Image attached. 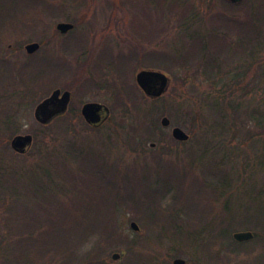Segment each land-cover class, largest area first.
Instances as JSON below:
<instances>
[{
    "label": "rangeland",
    "instance_id": "1",
    "mask_svg": "<svg viewBox=\"0 0 264 264\" xmlns=\"http://www.w3.org/2000/svg\"><path fill=\"white\" fill-rule=\"evenodd\" d=\"M13 1L0 0V16L9 14ZM211 1L20 0V13L26 8V2L30 3V10L25 13L31 15V19L36 15L38 18L40 14L39 4L34 3H47L48 13L44 16L46 32L48 37H55L51 38L53 49H62L58 54L63 57V67L60 72L51 75L45 70L41 73L37 65L35 69L25 66L21 70L24 72L23 79L17 68L20 65L13 66L9 75L11 68L6 73L5 70L0 71V92L4 94L3 100H0V188L11 194L8 196L0 189V234H5L3 224L7 204L11 213L7 216L8 221L13 225L17 224V220L22 224L31 223L32 218L43 220L44 212L58 210L65 201L63 192L75 191L74 186L80 176H88L89 167L84 160L91 159V148L98 150L99 154L101 152L106 158L102 161L117 165L122 163L123 167L137 162L143 165L146 160L151 170L148 185H153L158 192L166 190L161 200L164 209L175 205L179 185L164 183L157 176L154 164L162 153H165L163 159L172 158L175 161L177 157L193 162L195 172L205 180V185L214 190L210 196L215 202L213 219L216 223L231 214L240 220L237 214H243L250 200L254 211L258 213L260 210L264 216V133L259 127L264 123V50L257 53L259 61H256L255 55L235 52L231 48L214 53L193 44L188 51L190 55L186 66L170 65L166 69L158 68L157 61L140 63L138 58H129L131 51L138 50L185 52L183 48L192 45L194 36L208 37L215 32L224 36L227 43L233 42L235 34L219 22L215 26L208 14L224 10L227 16L241 19L249 9L227 10L220 0ZM255 2L249 0V3ZM251 10H254L253 6ZM58 22L76 24L75 30L60 38L55 31ZM211 31L213 34H208ZM32 38L39 37L35 34ZM261 39L264 40L263 37ZM211 51L217 60L215 66L205 64ZM48 54L55 56V52L49 51ZM105 55L113 59L119 57V68L123 71L120 77L105 65L107 61H101ZM94 67L102 71L101 77L95 74ZM141 70L160 71L169 78L166 94L149 116L156 129L148 138L141 137L139 111L134 109V104L141 100V91L135 79ZM9 79L11 83H8ZM91 80L96 84L93 88L82 87ZM55 88L71 93L69 108L73 106L74 110L67 111L69 114L62 122L42 127L34 118V110ZM131 92L137 96L136 99H127L126 93ZM19 95L26 100L17 99ZM91 102L103 104L110 111L107 120L98 128L89 126L82 117L80 120L76 116L85 103ZM164 116L171 121L166 128L160 125ZM65 121L69 126L65 125ZM176 126L189 135L186 142L180 143L172 138L171 130ZM24 134L34 135V143L26 155H16L10 148V141L15 135ZM152 143L154 147H151ZM82 153L87 154L84 160L80 157ZM168 160H163L162 165L170 168L172 177L176 179L174 165L165 163ZM7 179L9 181L4 182ZM132 180H116L115 186L133 192L137 191V185L141 188L145 185L142 181L136 183ZM196 185L199 186L200 182ZM204 187L207 189V186ZM187 199L189 201L190 198ZM94 206L89 205L93 209ZM66 207L73 208L72 204ZM138 207L145 208L139 202ZM114 214L109 226L110 234L115 231L125 241L145 242L151 238L154 244L157 243L151 227L144 220L141 223L137 219L138 213L130 202H119ZM178 215L185 217L182 211ZM132 221L138 224L139 231L130 228ZM205 224L196 223L192 228L201 231ZM233 228L231 234L248 231L239 224ZM201 238L214 243L207 232ZM166 242L162 252L156 249L159 257L155 264H172L176 258L202 263L208 253L202 245L190 243L191 240L185 238ZM98 243L103 248L100 258L105 264L127 263L122 246L108 245L104 236L98 233L88 236L79 249L78 257H86ZM227 245L223 255H245L253 247L249 244L238 246L232 242ZM19 248L15 243L0 244V253H7L16 264ZM257 250L251 252L256 253ZM115 253L119 254L116 260L112 258Z\"/></svg>",
    "mask_w": 264,
    "mask_h": 264
},
{
    "label": "trees",
    "instance_id": "2",
    "mask_svg": "<svg viewBox=\"0 0 264 264\" xmlns=\"http://www.w3.org/2000/svg\"><path fill=\"white\" fill-rule=\"evenodd\" d=\"M220 2L223 8L227 10L243 7L246 10L249 9L241 19L236 16H227L224 10L216 12L213 10L212 12L214 13L212 15L207 13L211 21L215 23V26L219 22L230 33L235 34L233 42L227 43L224 36L219 32L213 34V30L208 33H212L213 36L209 35L207 37L204 35L200 38L194 36L192 38V45L183 48L185 52H180V50H173L174 53L167 50H162L161 52L138 50L131 51L129 58H138L140 63L145 60V62L157 61L159 62L158 68L162 69H166L170 65L184 67L188 64L190 55L188 51H190L193 44L200 45L204 51L210 49L215 53L231 48L235 52L240 51L255 55L256 57L257 53L264 50V40L261 39L262 37L264 38V0H256L255 3H249V0H241L235 3L226 0H220ZM210 5L213 7L212 3ZM252 6L254 7L253 11L251 10ZM206 37L207 41H205ZM212 37L215 38L212 39ZM212 51L208 52L209 55H207L205 64L215 66L217 60ZM101 58H103L101 61H107L105 65L110 66L109 68L112 69L113 73L115 72L120 77L119 74L123 71L119 68V65H121V60H117L119 57L113 59L111 56L105 55V57L102 56ZM256 61H259L258 57H256ZM64 65L65 70L66 64ZM93 70L96 75L102 76L100 69L94 67ZM215 70L217 71L218 69ZM95 85L91 80V83H85L82 87L93 88ZM126 94L128 95L127 99L137 98L133 92ZM161 100L162 98L156 100L149 99L141 93L140 103L137 101L134 104V109L139 111L138 115L141 122L139 131L141 137L148 138L153 133L152 130L156 129L155 123L151 122L149 116L156 109L155 105ZM73 110V106H71L68 111L71 112ZM68 114L66 113L54 122H62ZM76 116L78 119H82L80 112ZM66 123L65 125L69 126ZM259 127L263 129L264 133V123L259 125ZM90 152V160H84L87 158L86 153L80 154V157L89 167L87 170L88 176H80V179L74 186L75 191L67 190L63 192L65 201H63L58 210L44 212L42 216L43 220L36 221L37 219L32 218L31 223L27 224H22L21 221L17 220V224L13 225V223H9L8 221L7 216H10L11 213L8 204L6 205L5 222L3 224L5 234H0V244L15 243L20 247V253L16 257V264H105L100 258L103 248L99 243L93 249L91 248V252H88L86 257H78L79 249L84 245L88 236L95 233L104 236L108 245H113L114 247H117V245L122 246L123 253L126 256V264H155L156 259L159 257L156 249L159 253L162 252L163 244L166 245V241H173L175 238L191 240L190 243L202 245L208 252L202 263L196 260H189L186 264H264L263 214L260 210L257 211L258 213L254 211L253 202L250 200L246 208L243 209V214H237V218L240 217V220H236V216L231 214L224 216L221 221H217L216 223V219H213L215 202L210 196L211 193L214 194V190L208 184L205 185V180L201 179L195 172L196 167L193 162L184 161L185 159L177 157L174 158L175 161L172 158L169 160L163 159L162 155L165 153H162L155 160L154 165L157 176L164 183L179 185V188L176 190L175 205L167 210L161 204L166 190L158 192L154 189L153 185H151L152 187L148 185V181H150L148 175L151 170L146 160H144L143 165L137 162V164L131 165L129 163L123 167L122 163L117 165L102 161L106 160V158H103L101 152L99 154L98 150L91 148ZM163 160H168L165 163L174 165L173 174L177 175L178 178L174 179L175 177H172L171 169L162 165ZM132 169L137 171L134 172ZM9 175L11 176V173ZM120 176H123V179H120ZM130 178H133V182L140 183L142 181L145 185L142 188L137 185V191L133 192L122 189L123 187L115 186L116 180L127 181ZM8 181L7 179L4 182L7 183ZM196 182H200V185H196ZM6 186L8 187L7 184ZM204 186H207V189ZM0 189L1 192L7 193L8 196L11 195L8 191L3 190V188ZM8 196L6 197L9 198ZM187 197L190 198L189 201ZM119 202L131 203L132 208L138 213L137 219L141 223L144 220L149 224L152 236L156 235V244L153 243V239L151 238L145 242L143 240L125 241L115 231L113 235L110 234L109 226L112 223V216ZM138 202L145 208H139ZM69 204H72L73 208L68 209L66 206ZM91 204H95L94 209L93 207H89ZM180 211L185 214V217L181 218L178 215ZM27 215L29 217V214ZM200 222H206L205 225H202L201 231L196 230L195 227L192 228L193 225L196 223L200 224ZM236 224L241 225L243 229L253 232L254 236L252 240L247 241L248 243L236 242L233 239V234H231ZM206 232L210 234V237H213L214 243L211 244L209 241L201 238L203 233ZM229 242L238 246L249 244L253 246L251 250H258L256 253H252L250 250L245 255H223V249L227 248L225 246H228L227 243ZM6 254L0 253V264H13V260Z\"/></svg>",
    "mask_w": 264,
    "mask_h": 264
},
{
    "label": "water",
    "instance_id": "3",
    "mask_svg": "<svg viewBox=\"0 0 264 264\" xmlns=\"http://www.w3.org/2000/svg\"><path fill=\"white\" fill-rule=\"evenodd\" d=\"M229 2L235 3L241 0H227ZM74 25L68 22H60L57 24V30L65 34L72 30ZM39 47V44L33 43L27 46V51L29 53L34 52ZM136 83L143 93L151 98L158 99L162 97L169 84V78L160 71L153 70H141L136 74ZM71 101V93L69 91H61L60 89L54 90L50 96L42 100L34 110V118L41 125H49L54 119L64 115L69 107ZM109 108L103 104L91 102L85 103L81 108V115L85 122L94 127H100L109 116ZM171 121L168 117L164 116L160 120V125L162 127H169ZM172 138L179 142H185L189 139V135L180 127H173L171 130ZM33 137L32 135H17L11 140V147L13 150L19 153H26L32 145ZM154 143L151 147H154ZM130 228L137 232L139 231V226L136 222L132 221L130 223ZM253 233L251 231H240L233 234V239L236 242H247L252 240ZM114 260L119 258V254L115 253L112 255ZM186 261L181 258H176L173 260V264H185Z\"/></svg>",
    "mask_w": 264,
    "mask_h": 264
},
{
    "label": "flooded vegetation",
    "instance_id": "4",
    "mask_svg": "<svg viewBox=\"0 0 264 264\" xmlns=\"http://www.w3.org/2000/svg\"><path fill=\"white\" fill-rule=\"evenodd\" d=\"M13 2H14L13 7L9 9V14L7 16H0V71L5 70L6 73V70L11 68L10 71L8 72L9 75L11 71L13 72V66L20 65V67L17 66L16 67L20 69L19 75L21 76V79H23L24 77V72L21 70L24 69L25 66H28L27 69H29L30 67L32 68L34 67L35 69V66L37 65V67L41 68V73L44 72L45 70V73H48L49 71L51 75L54 72H60V70H62L63 67V57L60 54H58V52L62 51V49L61 50L58 49V51L53 49L51 45L52 44L51 38H55V37L53 36L48 37L46 32V24H45L46 19L44 16H46L48 13L47 3L35 2L34 3L35 5L39 4L38 6H39L40 14L38 15V18L39 17L40 18L38 19L36 15L31 19L30 18L31 15L27 16L28 13H25L26 10L28 11L30 10L29 9L30 3L26 2V8H24V11L20 13L21 9L20 10L18 9V3L20 2V0H14ZM33 21L36 22L32 23ZM31 25L34 26L33 29H31ZM73 25H74L73 29L65 34L60 33L55 26V31L57 33L56 36L61 38L70 35L71 33H73L76 27V24ZM35 34H37L39 38L37 39L32 38V36ZM33 43L39 44V47L34 52L29 53L26 48L28 45ZM49 47L51 48L50 50H48ZM49 51L55 52V56L54 54L51 55L48 54ZM11 52H14V54L11 55L10 54ZM10 81L12 82V80L9 79L8 83H11ZM56 89L59 88L53 89L52 92ZM3 95H4L3 92H0V100H3L2 97ZM17 99L21 101L26 100L24 97H21L20 95L19 98L17 97ZM60 117H57L55 120L59 119ZM55 120H53L52 122H54ZM52 122L49 125H41V126L48 127L52 124ZM24 135H28V134H24ZM32 137H33V141H32V145H33L34 135H32ZM32 145L30 149L32 148ZM10 148L14 152V154L22 155V156L26 155L30 151L29 149L26 153H19L13 150L11 147V141H10Z\"/></svg>",
    "mask_w": 264,
    "mask_h": 264
}]
</instances>
